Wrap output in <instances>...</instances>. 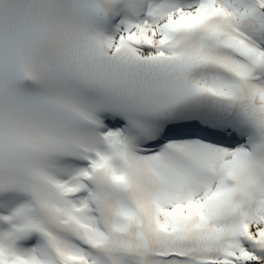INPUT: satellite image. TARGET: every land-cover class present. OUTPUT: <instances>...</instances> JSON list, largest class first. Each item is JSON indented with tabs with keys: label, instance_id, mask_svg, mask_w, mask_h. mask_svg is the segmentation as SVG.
Masks as SVG:
<instances>
[{
	"label": "snow or ice",
	"instance_id": "obj_1",
	"mask_svg": "<svg viewBox=\"0 0 264 264\" xmlns=\"http://www.w3.org/2000/svg\"><path fill=\"white\" fill-rule=\"evenodd\" d=\"M0 264H264V0H0Z\"/></svg>",
	"mask_w": 264,
	"mask_h": 264
}]
</instances>
